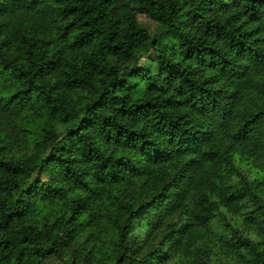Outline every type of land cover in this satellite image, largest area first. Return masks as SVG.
Returning a JSON list of instances; mask_svg holds the SVG:
<instances>
[{"label": "trees", "instance_id": "trees-1", "mask_svg": "<svg viewBox=\"0 0 264 264\" xmlns=\"http://www.w3.org/2000/svg\"><path fill=\"white\" fill-rule=\"evenodd\" d=\"M0 264H264V0H0Z\"/></svg>", "mask_w": 264, "mask_h": 264}, {"label": "rangeland", "instance_id": "rangeland-1", "mask_svg": "<svg viewBox=\"0 0 264 264\" xmlns=\"http://www.w3.org/2000/svg\"><path fill=\"white\" fill-rule=\"evenodd\" d=\"M138 22L140 23V25L142 27H144L145 29H147L148 32L151 35H154L155 34V31H156V25H155V23H153L152 21L148 20L145 16H141V15L138 16ZM149 61L150 60L148 58H144L141 61V65L144 68H147L148 66H150V62Z\"/></svg>", "mask_w": 264, "mask_h": 264}]
</instances>
